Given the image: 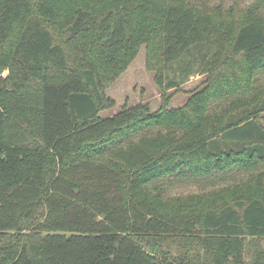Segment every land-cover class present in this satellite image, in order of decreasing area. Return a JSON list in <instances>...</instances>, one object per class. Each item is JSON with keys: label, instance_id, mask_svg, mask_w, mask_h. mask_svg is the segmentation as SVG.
<instances>
[{"label": "trees", "instance_id": "trees-1", "mask_svg": "<svg viewBox=\"0 0 264 264\" xmlns=\"http://www.w3.org/2000/svg\"><path fill=\"white\" fill-rule=\"evenodd\" d=\"M236 3L0 0V264H264V0ZM144 46L161 105L102 116Z\"/></svg>", "mask_w": 264, "mask_h": 264}, {"label": "rangeland", "instance_id": "rangeland-1", "mask_svg": "<svg viewBox=\"0 0 264 264\" xmlns=\"http://www.w3.org/2000/svg\"><path fill=\"white\" fill-rule=\"evenodd\" d=\"M226 2H235L245 6L251 0H225ZM7 72L4 73L6 75ZM154 72L147 68L146 64V48L142 47L135 61L122 73L118 79L107 89V95L113 97L116 106L105 110L102 116H110L128 104L133 105L141 101L150 103L153 110L161 105L160 89L154 81ZM207 77L206 74H192L188 81L181 85L178 90L174 88L169 91L173 93L170 107H177L185 104L191 90L195 89ZM194 186H186L184 184H174L171 192H189Z\"/></svg>", "mask_w": 264, "mask_h": 264}]
</instances>
